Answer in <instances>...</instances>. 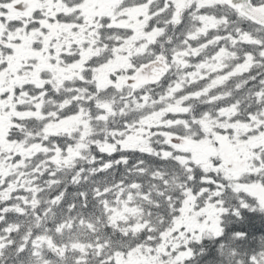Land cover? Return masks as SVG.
Wrapping results in <instances>:
<instances>
[{
	"label": "snow or ice",
	"instance_id": "obj_1",
	"mask_svg": "<svg viewBox=\"0 0 264 264\" xmlns=\"http://www.w3.org/2000/svg\"><path fill=\"white\" fill-rule=\"evenodd\" d=\"M0 264H264V0H0Z\"/></svg>",
	"mask_w": 264,
	"mask_h": 264
}]
</instances>
